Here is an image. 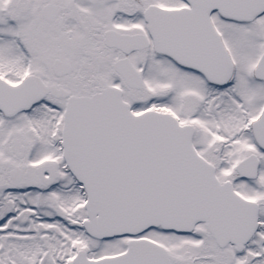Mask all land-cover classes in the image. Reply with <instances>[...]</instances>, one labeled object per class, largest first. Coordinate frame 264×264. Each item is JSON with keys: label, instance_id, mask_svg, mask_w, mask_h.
<instances>
[{"label": "water", "instance_id": "95a60500", "mask_svg": "<svg viewBox=\"0 0 264 264\" xmlns=\"http://www.w3.org/2000/svg\"><path fill=\"white\" fill-rule=\"evenodd\" d=\"M190 9L149 10L155 50L180 65L224 85L233 65L210 15L218 11L228 20L252 22L264 14V0H185ZM124 77L128 69L119 67ZM58 76L70 67L56 61ZM264 81V54L255 72ZM129 81V80H127ZM138 88L141 86L138 85ZM68 98L63 130L65 161L87 193L84 227L96 239L137 236L150 228L189 233L205 223L216 241L243 247L257 228V209L239 198L229 183L221 185L213 166L193 147L194 129L181 127L170 115L146 112L135 116L122 93L114 88L93 98H73L62 89L46 87L36 77L13 87L0 80V110L13 117L29 110L48 94ZM264 148V115L254 126ZM258 160L251 156L237 166L246 178H255ZM51 170L40 168L37 175ZM247 174V175H245ZM13 181L21 171L11 174ZM73 264H171L169 254L148 240H134L126 253L98 261L78 253Z\"/></svg>", "mask_w": 264, "mask_h": 264}, {"label": "rangeland", "instance_id": "374dc122", "mask_svg": "<svg viewBox=\"0 0 264 264\" xmlns=\"http://www.w3.org/2000/svg\"><path fill=\"white\" fill-rule=\"evenodd\" d=\"M49 1L61 3L66 0H11L8 4L0 0L1 72L6 73L5 70L13 68L12 66L15 68L17 51L14 45V29L16 27L21 28L23 43L32 53L30 67L37 72V75L46 80L51 79L50 71L54 59L64 56V58L75 62L82 58V47L77 48V45H74L63 33L59 36L58 33L49 32L50 28L41 19L40 8ZM151 1L159 2L163 6L178 5L176 0ZM213 23L222 36L234 63L235 72L230 88L224 90L210 87L198 73L184 70L166 58H156L150 55L145 89L134 96L128 95L127 97L137 103L136 108L140 110L155 106L158 111L163 112L161 106L165 105L167 107L165 112H173L176 117L185 120L195 119L196 116L202 118L193 121L197 130L194 140L195 148L221 173L220 167L224 171H232L234 162L255 153L252 152L255 147L253 139L247 133L248 125L246 126L245 123L248 124L256 119L264 109V86L253 78V71L264 51V16L250 24L234 23L217 17L213 18ZM89 46L96 49L98 53L96 46L91 43ZM84 52L88 54L89 61H86L82 67L77 66L79 73L83 74L86 64L89 63L90 72L96 70L97 74L95 76L93 72L87 74L84 81L81 80V84L79 83L81 89L86 80H94L95 85L99 86L111 83V80L107 78L109 77L107 69L110 56L103 58L104 55L101 54L97 62L90 53ZM5 67L6 69H4ZM10 78L13 79L12 76ZM60 109H62L61 101L47 99L37 110L35 109L32 113L22 116L14 122L6 123L0 119V198L5 193L17 194L26 192L32 187L41 188L33 180L32 172L37 165L42 164L38 162H49L57 167L56 184L51 189L44 193L39 192L40 194L34 202H29L25 197L26 200H24L22 196L18 199L21 205L28 202L27 208L30 210L15 209L19 214L15 219H12L8 215L10 214L9 207L5 208L6 205H3V208H0V236L5 235V243L10 242L9 240L19 243L17 248L7 250L4 264H10L9 254L12 252L14 257L11 260L13 262L17 260V264H27L26 261L23 262L16 257L21 251L25 252L26 256L30 255L32 260L35 259L33 262L36 264L42 251L51 250L50 245L52 244L49 238L40 240V235L48 236L51 232L57 233L55 227L64 226L56 218V215L65 218V220L75 221V217H70L67 213L69 210L64 212L59 208L60 202L66 204V209H72L78 202L74 199L75 196L78 197L76 194L78 189L72 185L70 176L65 173L64 162L58 157L60 155L59 139L57 146L51 142L55 137L53 126L56 120L59 121ZM217 123L218 126H216ZM58 131L60 132V127ZM236 134L241 137L238 138ZM261 157V171L264 173V155ZM15 169L23 171L22 179L18 183L12 182L9 178L10 172ZM224 177L235 180L231 174L230 176L224 174L221 176L223 179ZM237 184L242 187L241 184ZM15 200L17 201L16 197ZM3 201L6 202L5 199ZM33 209H36L38 213L30 212ZM16 221H20L25 231L19 230L15 226ZM36 223H39L37 229L33 227L34 224L38 225ZM47 223L50 224L46 225ZM73 224L75 225V223ZM12 227L15 231L11 232ZM16 233L25 234L24 238L27 240L19 242L15 237ZM143 237L166 248L172 257L173 264H190V254L183 253L181 257L177 256L175 243L178 237L175 234L151 230ZM190 241L191 238L184 237L183 239L185 243ZM127 243V239L104 242L90 239L84 250L87 251L90 258H93L91 255L95 256L99 251L101 256L108 257L122 253ZM62 246L61 254L64 257L68 256L69 254H65L67 247L64 244ZM187 249L192 254L195 247L188 246ZM46 254L47 252L43 255L46 259L39 264L46 262L47 264H59L54 263L53 254L51 256V253L48 252L49 257ZM43 256L41 257L43 258ZM50 257L51 259H49Z\"/></svg>", "mask_w": 264, "mask_h": 264}, {"label": "flooded vegetation", "instance_id": "af4514ba", "mask_svg": "<svg viewBox=\"0 0 264 264\" xmlns=\"http://www.w3.org/2000/svg\"><path fill=\"white\" fill-rule=\"evenodd\" d=\"M50 4L54 5L57 11L52 20H47L43 16V8ZM151 4H156L165 9L181 7V5L163 6L159 2L151 0H66L61 3L46 2L40 8V15L43 22L50 28L49 32L58 33L59 36L63 33L74 45H77V48L79 46L82 47V58L75 62L64 58V56L54 59L50 71L52 73V75L50 74L51 79L46 80L27 66L30 63L29 57L32 53L24 43L20 42L15 44L17 51L15 68L12 65L13 68L6 69L5 67L6 73H4L1 72L0 63V78L16 85L27 76L36 75L41 77L48 86L55 85L58 88L67 90L71 95L86 97L92 96L107 86H114L123 91L124 100L131 105L133 112L136 114L142 113L143 111L136 109L137 103L127 97L128 95L134 96L140 92L128 88L123 79L114 71L113 65L120 60L128 59L140 75L143 85H145L148 79L151 49L133 50L127 54L122 50H126L129 46H123L122 41H116L119 44L117 47L109 48L104 40L107 32L114 31L125 36L139 35L144 38L145 42H149V27L144 15ZM48 16H53V13L50 12ZM54 30L56 31L54 32ZM17 34L21 35L20 27L17 28ZM90 43L97 47L98 53L96 49L89 46ZM84 51L90 53L97 62L101 54L104 55L103 58L110 56L107 69L109 77L107 78L111 80V83L99 86L95 85L96 82L94 80H86L85 85L81 89L79 83L81 80L84 81L87 74L91 72H93L94 76L97 74L96 70L90 72L89 63L86 64L83 70L84 73H79L77 66L82 67L86 61H89V56ZM25 60L26 64L24 63ZM56 60L69 64L72 68L70 74L57 77L53 71V63ZM11 76L13 79L10 78ZM262 84L264 86V83ZM62 102L65 104L66 100H62ZM26 114H19L13 119H6L0 113V119L6 123L14 122L22 116H26ZM195 119L201 120L202 118L196 116ZM185 121V124L193 122L189 119ZM232 182L235 191L241 197L254 202L259 207L258 229L249 243L245 245L242 251H238L237 247L231 244L219 247L210 233L206 231L204 225H198L193 233L189 235H177L178 240L175 243L177 256L180 255L179 257H181L183 253L190 254V264H264V173L261 172L256 181H244L235 178ZM237 183L241 184L242 187H239ZM184 237L191 238V241L189 243L183 242ZM188 246L195 247L192 254L188 251Z\"/></svg>", "mask_w": 264, "mask_h": 264}, {"label": "trees", "instance_id": "16d2710c", "mask_svg": "<svg viewBox=\"0 0 264 264\" xmlns=\"http://www.w3.org/2000/svg\"><path fill=\"white\" fill-rule=\"evenodd\" d=\"M76 194H78V197L76 198V196H75L74 199L76 201L78 200V202H76L74 204L72 209H69V208L66 209V204H62V202H60V207H59L60 209L64 210V212H66V210H69V212H67V213H69L70 217H75V221L73 222V221L68 220V222L66 223L64 218L60 217L57 219H59L63 223V225H64L63 227L58 225L57 226L58 228H57L55 226L50 225V226L55 227L57 229V233L53 232L51 234V236L48 234V236H50L48 238L50 239V242H52V244L50 245L51 250H49V251L51 253V256L53 254L54 263L57 262V252H58L60 255V261L61 262H57V263H59V264H70V259H71L72 254L77 249H79L85 245V236L83 234V230L81 227V219H80L81 214L77 213L76 208H75L78 206H82L83 201H82L81 196H83V195L81 193H76ZM8 195H10V197H8ZM21 196H22V199H24V197H25L27 200L34 202L35 198L37 197V192L35 190H33V191L29 190L26 192H18L17 194H15V193L6 194L5 193L0 198V208H3V205H6L5 208L9 207V209H10L9 213L10 214H8V215L12 219H15V217L19 214L15 209H18L21 211L30 210L27 208L28 202H25V204H23V205L19 204L18 199H20ZM15 197H16L18 202L15 200ZM4 199L6 200V202L3 201ZM26 199H24V200H26ZM30 212H33L36 214L34 209L31 210ZM16 222H17V224H15V226L17 228H19V230L25 231V228L23 226H21L20 221H16ZM73 223H75V225ZM48 224H50V223H47L46 225H48ZM33 227L36 228V227H38V225L34 224ZM12 231H15V229L13 227H12L11 232ZM52 235L55 236V238L53 237L54 241H52ZM4 236H0V264L5 263L4 260H5V256L7 255L6 254L7 250H9L10 248H11V250H12V248L15 249L19 245V243H17L15 240H9L10 242L5 243ZM24 236H25V234H20V233H16V235H15V237L19 240V242H21V241L25 242V240H27L24 238ZM63 244L67 247V253H65V254H69L68 256H65V257L61 254V250H62L61 248H63V246H62ZM11 254L13 255V252ZM11 254H9L10 255V257H9L10 264H17V260H15V262H13V260H11V258L14 257V255L12 256ZM100 255H101V252L99 251V252H97V254L95 256H100ZM16 257H17V259L22 260L23 262L26 261L27 264H34L33 261H35V259L32 260V258H30V255L26 256L25 252L23 253V251H21L20 254L18 253V255ZM45 264H47V262Z\"/></svg>", "mask_w": 264, "mask_h": 264}]
</instances>
